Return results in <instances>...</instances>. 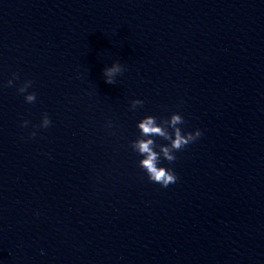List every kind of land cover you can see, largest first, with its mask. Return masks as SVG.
<instances>
[{
    "label": "water",
    "instance_id": "obj_1",
    "mask_svg": "<svg viewBox=\"0 0 264 264\" xmlns=\"http://www.w3.org/2000/svg\"><path fill=\"white\" fill-rule=\"evenodd\" d=\"M0 264H264V0H0Z\"/></svg>",
    "mask_w": 264,
    "mask_h": 264
},
{
    "label": "clouds",
    "instance_id": "obj_2",
    "mask_svg": "<svg viewBox=\"0 0 264 264\" xmlns=\"http://www.w3.org/2000/svg\"><path fill=\"white\" fill-rule=\"evenodd\" d=\"M124 71L123 67L119 63H112L110 67L103 69L104 81L107 84H114L115 77ZM16 74H13V79H16ZM13 80L7 81V85L11 86ZM31 81H25L17 90L20 93H24L27 88L31 86ZM36 99L35 93H28L24 96V100L27 103H32ZM143 101L133 100L131 101V108L135 109L138 105H142ZM50 119L48 115L43 114L40 122L41 128H47L50 126ZM183 118L177 113L171 114L167 120H161L159 124L157 119L153 116H145L136 125L139 129V137L131 142V148L143 158L138 161L139 167H141L149 181L159 184L162 188H167L170 184L176 183L178 177L171 168H165L159 166L161 159L173 162L176 159L174 153L183 149L186 145L192 143L199 138L202 133L200 130H195L191 133L184 132L182 134L181 128L178 125L183 124ZM27 121H23L21 126L26 127ZM108 127H111L109 122ZM171 129V132H169ZM34 137L35 132L29 134ZM160 137L167 144H156L152 137ZM159 149L156 151L154 149Z\"/></svg>",
    "mask_w": 264,
    "mask_h": 264
}]
</instances>
